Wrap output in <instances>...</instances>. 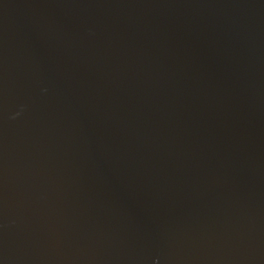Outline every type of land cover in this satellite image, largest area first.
<instances>
[{
	"label": "water",
	"instance_id": "95a60500",
	"mask_svg": "<svg viewBox=\"0 0 264 264\" xmlns=\"http://www.w3.org/2000/svg\"><path fill=\"white\" fill-rule=\"evenodd\" d=\"M0 264H264V0H0Z\"/></svg>",
	"mask_w": 264,
	"mask_h": 264
},
{
	"label": "bare ground",
	"instance_id": "6f19581e",
	"mask_svg": "<svg viewBox=\"0 0 264 264\" xmlns=\"http://www.w3.org/2000/svg\"><path fill=\"white\" fill-rule=\"evenodd\" d=\"M13 173H14V171H13ZM10 176H13V174L10 173ZM27 213H29V212H27ZM28 215H29V214H28Z\"/></svg>",
	"mask_w": 264,
	"mask_h": 264
}]
</instances>
